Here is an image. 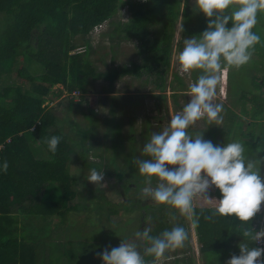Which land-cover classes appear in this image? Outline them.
Wrapping results in <instances>:
<instances>
[{
    "label": "trees",
    "instance_id": "trees-1",
    "mask_svg": "<svg viewBox=\"0 0 264 264\" xmlns=\"http://www.w3.org/2000/svg\"><path fill=\"white\" fill-rule=\"evenodd\" d=\"M122 5L132 13L130 21L120 28L123 34L144 46V49L151 46L161 53V67L156 71L157 84L161 87V80L165 78L163 67L169 68L171 64L175 29L180 17L182 40L183 35L189 38L202 33L207 25L204 15L194 11L188 0H0V164L8 163L7 171L0 173V264H17L19 261L37 264V244L27 240L29 234L26 231L20 230L19 233L17 217H43L49 224L50 218H65L67 213L78 209L76 204L69 205L76 196L69 175L70 158L75 150L62 129L55 128L56 116L45 105L46 96L59 83L70 94L71 103L73 92L86 91L89 78L97 76L96 69L84 53H71L77 48L76 37L87 38L84 47L85 52L89 51L88 37L93 36L94 29L109 20ZM158 24L162 25L161 37L152 43L150 28ZM228 27H231V22ZM17 60L20 61L17 74L21 79L33 85L38 81L47 83L36 85V95L29 94L20 85H2L1 79L9 77ZM29 68H41L43 73L35 75ZM151 69L148 62L135 64L122 71H105L103 78L115 81L123 74L141 76L142 70ZM240 100L239 113L233 111L230 115L224 143L239 140L245 144L246 156L261 159L264 157V98L259 95L248 97L242 93ZM248 102L252 105L251 110L246 108ZM242 118L247 120L246 123L242 122ZM256 126H259L258 133L254 129ZM53 135L62 138L54 155L48 151L45 143V139ZM32 140L38 141L46 149L49 159L35 157L29 144L30 141L34 142ZM84 147L80 154L83 167L99 170L96 162L89 161L88 149ZM115 171L118 178L123 180L122 171H118V168ZM260 176L264 183V163L260 165ZM47 184L62 186L60 201L41 199ZM208 191L216 199L221 196L215 186ZM150 205L144 204L142 208H150ZM151 207H157L156 211H152V214L147 212L142 220L143 223L150 222L151 234L156 236L165 229H171L176 210L157 204ZM213 207L196 201L200 251L203 264H226L231 256L240 254L238 245L244 242V237L242 233L233 231L240 223L238 218L212 216ZM97 209L103 211L104 207L99 205ZM118 212L119 209L113 206L109 214ZM148 216H152L150 220ZM209 216L212 218L205 219ZM257 217L256 214L248 221L254 231ZM28 225L34 226L33 223ZM180 225L185 227L184 224ZM143 246H147L146 243L143 242ZM251 247H256L255 242ZM145 259L153 261L152 257ZM180 263L188 264L186 259H175V264Z\"/></svg>",
    "mask_w": 264,
    "mask_h": 264
},
{
    "label": "rangeland",
    "instance_id": "rangeland-1",
    "mask_svg": "<svg viewBox=\"0 0 264 264\" xmlns=\"http://www.w3.org/2000/svg\"><path fill=\"white\" fill-rule=\"evenodd\" d=\"M131 15L127 6H119L113 16L98 25L93 36L88 37L91 49L87 52L84 47L87 38L76 37L77 48L71 53H84L85 58L96 69L97 76L89 78L86 91L73 92L71 103L68 96L70 94L64 85L59 83L53 86L46 96L45 105L56 116L55 128L62 129L75 150L70 158L69 175L71 188L76 192V196L70 200L69 205L76 204L78 209L67 213L65 218L59 216L50 218V225L43 217L35 219L17 217L19 233L20 230L26 231L29 234L27 240L37 244V264H44V249L52 251L50 261L53 263H56V258L60 260L59 258L65 255V260L62 261H67L68 264H102L100 253L105 249L110 250L119 246L124 238L132 240L134 232L149 227L150 222H142L143 215L147 212L152 214V211L157 209L151 207L155 203L141 191L147 185L144 178L138 174L134 162L141 159V149L151 135L166 127L171 116L190 100L186 95L188 81L185 82V76L179 71L176 59L183 48L180 27L182 20L180 17L176 25L171 64L169 68L163 67L165 78L161 80L163 85L160 87L157 84L156 71L161 67L159 66L161 53L151 46L144 49V46L138 45L135 40L127 38L120 29L124 23L130 21ZM150 31L151 41L156 43L161 37L162 25H154ZM146 62L152 69L142 70L141 76L123 74L115 81L103 78L105 71L112 69L122 71L126 67L131 68L135 64L142 65ZM19 65L20 61L17 60L9 77L1 79L2 85H20L29 94L36 95V85L43 86L47 83L38 81L33 85L21 79L17 74ZM29 69L35 75L43 73L41 68ZM59 91H62L60 95ZM229 114L227 113L226 122L223 120L220 126L208 125L206 120L201 119L190 126L188 131L192 135L203 132V139L210 140L214 145H222L230 125L232 115ZM221 115H224V111ZM246 121L242 118V122ZM254 129L256 133L259 132V126ZM37 143L38 141H34L33 147L37 150L43 149V156L42 152H39L38 156L41 158L35 157L49 159L50 155L46 149ZM83 145L85 150L88 149L89 161L96 162L98 171H103L104 180L101 182L103 186L87 180L91 168L83 167L80 160ZM33 152L34 155L37 153L34 150ZM115 168L122 171L123 180L118 178ZM152 186H155V179ZM62 190L60 184H47L41 199L60 201ZM207 195L211 198L215 196L210 191ZM26 204L28 205V202ZM144 204H151L150 208H142ZM99 205L104 207L103 211L97 209ZM113 206L119 209L118 214H109ZM157 213L161 214L158 211ZM176 213L172 225L184 224L190 234L192 219L180 216L177 211ZM148 217L150 220L152 216ZM32 223L34 226L28 225ZM20 238L18 239L21 240ZM191 238L193 244L197 246L194 227L191 229ZM188 240L190 241V236ZM192 242L188 246L191 257ZM43 246L45 248L41 249ZM176 250L169 252L176 253L175 257H181L183 247ZM72 253L75 257H72ZM166 254L168 255L167 252ZM173 261L171 259L169 262ZM166 263L167 261L161 262ZM17 264L23 263L19 261Z\"/></svg>",
    "mask_w": 264,
    "mask_h": 264
},
{
    "label": "clouds",
    "instance_id": "clouds-1",
    "mask_svg": "<svg viewBox=\"0 0 264 264\" xmlns=\"http://www.w3.org/2000/svg\"><path fill=\"white\" fill-rule=\"evenodd\" d=\"M193 5L207 25L202 33L184 39L176 59L182 74L199 70V75L189 83L186 95L190 100L171 116L166 127L151 135L141 149V159L134 162L147 185L141 191L155 204L192 219V227L199 222L197 200L202 205H214L212 216L238 218L240 223L233 231L242 233L244 242L238 245L240 254L231 256L226 264H264L260 259L264 247H251L264 240V228L254 231L248 225L264 202L260 176L264 157L246 156L245 144L239 140L214 145L203 139V132L192 135L188 131L201 119L208 125L222 124L223 104L216 102L217 98L225 95L230 68L248 63L254 47L261 43V36L253 28L258 14L264 13V0H193ZM61 139L55 135L45 139L53 155ZM7 169L6 161L0 164V173ZM87 180L103 186V171L90 169ZM212 186L219 190V199L207 195ZM151 232L146 226L134 232L132 240L124 238L119 246L105 249L100 253L102 264H149L145 257H152L155 264L167 251L182 248L189 239L188 230L178 224L156 236ZM137 241L146 243L143 252Z\"/></svg>",
    "mask_w": 264,
    "mask_h": 264
},
{
    "label": "crops",
    "instance_id": "crops-1",
    "mask_svg": "<svg viewBox=\"0 0 264 264\" xmlns=\"http://www.w3.org/2000/svg\"><path fill=\"white\" fill-rule=\"evenodd\" d=\"M188 3L192 7H194L193 0H188ZM253 31L257 32L261 36V43L257 44L254 47V49L252 51L251 59L248 63H246L245 65H242L239 68H236V67L230 68V70L228 72L227 83H226V88H225V94L227 95V98H225V99H223V97L217 98V100L223 104V111H224L223 120L225 122L227 119V113H230L229 115H231V113L233 114L234 112L239 113L240 104H241L240 96L242 93H246L248 95V97H252L253 95H259V96L264 98V13L258 14L257 24L253 28ZM184 39H186V37H184V35H183V41H184ZM192 75H193V78L195 81L197 76L199 75V70L192 71ZM185 82H186V80H185ZM246 108L248 110H251L252 109L251 103L248 102L246 105ZM32 143L33 142L30 141L29 144H31V146L33 147ZM37 144L40 145L39 142ZM33 150L37 152V153H35V156L38 158H41L40 156H38V153L42 152L43 149L39 148L37 150L36 148L33 147ZM41 156H43V152H42ZM43 159H45V158H43ZM193 219H194V217H193ZM194 228H195L196 237H197V246H195L192 242L191 229H190V234H189L190 241L187 240V242L184 244L182 256L181 257H175L174 255L176 253L173 254V253L169 252L170 251L169 250V251H167L168 255H164V257H162L161 259L156 260L155 264H161L162 261H167L166 264H172V263L175 264V259H177V258L186 259L188 264L190 262V259H192L191 264H199V263L203 264L198 234H197L196 227H194ZM51 233H53V232H51ZM190 242H192L191 243L192 257L190 255V251H188L189 250L188 246H189ZM137 243L139 245L141 252H143V248H144L143 242L141 243L142 245L139 243V241H137ZM44 248H45V246H43L41 249H44ZM177 250H178V248H177ZM43 253H44V264H59V261L61 262V264H68L67 261H65V262L62 261V260H65V257H66L65 255H63L61 258H59L60 260H58V258L55 257L57 259V261H56V263H53L50 261L52 259V254H53L52 251L50 249H44ZM71 255H72V257H75L74 253H72ZM171 259H173L174 261L169 262V261H171ZM201 261H202V263H201ZM149 264H152V261H150Z\"/></svg>",
    "mask_w": 264,
    "mask_h": 264
},
{
    "label": "built area",
    "instance_id": "built-area-1",
    "mask_svg": "<svg viewBox=\"0 0 264 264\" xmlns=\"http://www.w3.org/2000/svg\"><path fill=\"white\" fill-rule=\"evenodd\" d=\"M182 75L185 76L184 80L188 81V83H187L188 86H189L190 82H194L192 72L187 73V74H182ZM225 98H226V94L223 96V99H225ZM257 215H258V217H257L255 224H254L255 231H259L260 229L264 228V202L261 203L260 211L257 213ZM255 246L256 247H264V240H262L259 243L255 242ZM260 259H264V255H262V257Z\"/></svg>",
    "mask_w": 264,
    "mask_h": 264
}]
</instances>
